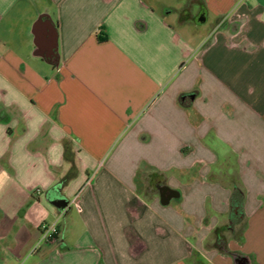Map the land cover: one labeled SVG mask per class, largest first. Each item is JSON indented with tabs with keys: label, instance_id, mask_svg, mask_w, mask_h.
<instances>
[{
	"label": "crops",
	"instance_id": "crops-1",
	"mask_svg": "<svg viewBox=\"0 0 264 264\" xmlns=\"http://www.w3.org/2000/svg\"><path fill=\"white\" fill-rule=\"evenodd\" d=\"M186 2L0 0V264H264V0Z\"/></svg>",
	"mask_w": 264,
	"mask_h": 264
},
{
	"label": "rangeland",
	"instance_id": "rangeland-1",
	"mask_svg": "<svg viewBox=\"0 0 264 264\" xmlns=\"http://www.w3.org/2000/svg\"><path fill=\"white\" fill-rule=\"evenodd\" d=\"M155 5L161 12H164L167 20L172 22V24L181 31L182 34L194 38V42H198L205 37L202 31H207L211 27V24L215 21L212 14L208 15L207 21L203 23H197L196 20H192L188 16H185L186 7L189 5L186 0H155ZM200 33H196V32ZM243 222H236L232 225L231 235L236 237L242 228ZM264 231V228H260V231ZM226 236L229 235L228 232H224ZM261 233V232H260ZM258 233V235L260 234Z\"/></svg>",
	"mask_w": 264,
	"mask_h": 264
},
{
	"label": "built area",
	"instance_id": "built-area-1",
	"mask_svg": "<svg viewBox=\"0 0 264 264\" xmlns=\"http://www.w3.org/2000/svg\"><path fill=\"white\" fill-rule=\"evenodd\" d=\"M76 196L73 198V202L75 203ZM40 233V241L42 243H50L55 242L57 240V236L59 234L58 227L54 223H42L39 226Z\"/></svg>",
	"mask_w": 264,
	"mask_h": 264
},
{
	"label": "trees",
	"instance_id": "trees-1",
	"mask_svg": "<svg viewBox=\"0 0 264 264\" xmlns=\"http://www.w3.org/2000/svg\"><path fill=\"white\" fill-rule=\"evenodd\" d=\"M231 202H232V206L234 207V210H232V215L236 219L235 220L236 222H240L241 216H243V210H242L243 191L241 188L237 186L234 187V190L231 195ZM240 233H242V228Z\"/></svg>",
	"mask_w": 264,
	"mask_h": 264
}]
</instances>
